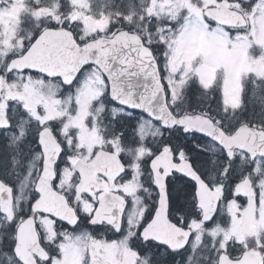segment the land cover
<instances>
[{
    "label": "snow or ice",
    "instance_id": "1",
    "mask_svg": "<svg viewBox=\"0 0 264 264\" xmlns=\"http://www.w3.org/2000/svg\"><path fill=\"white\" fill-rule=\"evenodd\" d=\"M0 264H264V0H0Z\"/></svg>",
    "mask_w": 264,
    "mask_h": 264
}]
</instances>
